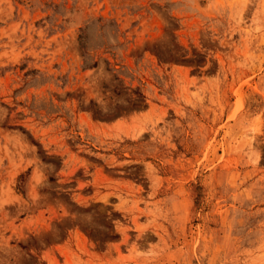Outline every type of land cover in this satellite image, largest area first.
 I'll use <instances>...</instances> for the list:
<instances>
[{"label": "rangeland", "instance_id": "374dc122", "mask_svg": "<svg viewBox=\"0 0 264 264\" xmlns=\"http://www.w3.org/2000/svg\"><path fill=\"white\" fill-rule=\"evenodd\" d=\"M0 264H264V0H0Z\"/></svg>", "mask_w": 264, "mask_h": 264}]
</instances>
